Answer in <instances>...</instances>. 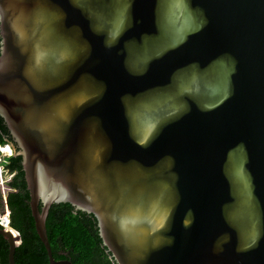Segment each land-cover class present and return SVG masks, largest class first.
<instances>
[{"label": "water", "instance_id": "water-1", "mask_svg": "<svg viewBox=\"0 0 264 264\" xmlns=\"http://www.w3.org/2000/svg\"><path fill=\"white\" fill-rule=\"evenodd\" d=\"M0 36L49 264H73L52 252L55 202L93 213L117 264H264V0H0ZM16 231L0 226L10 264Z\"/></svg>", "mask_w": 264, "mask_h": 264}, {"label": "trees", "instance_id": "trees-1", "mask_svg": "<svg viewBox=\"0 0 264 264\" xmlns=\"http://www.w3.org/2000/svg\"><path fill=\"white\" fill-rule=\"evenodd\" d=\"M1 52V36H0ZM17 143L0 115V144ZM7 167L14 173L8 183L7 205L10 209V225L20 232L22 242L16 247L17 264H49L47 250L35 226L30 206V192L27 188L22 155L8 158ZM0 201L6 196L0 190ZM42 203L40 204L41 207ZM47 233L55 259H69L73 264H117L108 247L103 243L98 220L93 213L77 209L69 202H55L46 219ZM9 243L0 234V264H10Z\"/></svg>", "mask_w": 264, "mask_h": 264}, {"label": "built area", "instance_id": "built-area-1", "mask_svg": "<svg viewBox=\"0 0 264 264\" xmlns=\"http://www.w3.org/2000/svg\"><path fill=\"white\" fill-rule=\"evenodd\" d=\"M15 154H16V147L13 142H6L4 144H0V190L6 196L5 202L0 201V226L5 228H6L5 222L10 224L11 219H10V209L6 211V209L3 208L5 204L9 208L7 203V197L9 192L8 193L5 192L3 188V184L9 183L13 178L14 173L11 172L10 169L7 167V163L9 162L8 158Z\"/></svg>", "mask_w": 264, "mask_h": 264}, {"label": "snow or ice", "instance_id": "snow-or-ice-1", "mask_svg": "<svg viewBox=\"0 0 264 264\" xmlns=\"http://www.w3.org/2000/svg\"><path fill=\"white\" fill-rule=\"evenodd\" d=\"M41 56L39 54L35 57L34 69L36 71H44V68L41 64ZM39 115L47 122H49L52 130L56 131L63 125V123L69 118V113L65 110H62L61 107L57 105L45 106Z\"/></svg>", "mask_w": 264, "mask_h": 264}, {"label": "bare ground", "instance_id": "bare-ground-1", "mask_svg": "<svg viewBox=\"0 0 264 264\" xmlns=\"http://www.w3.org/2000/svg\"><path fill=\"white\" fill-rule=\"evenodd\" d=\"M43 189H44V185H43V183H42V190H43ZM2 193H3V192H2ZM3 194H4V193H3ZM6 221H8V220H6ZM5 225H6V228H7L8 230H12V232L15 234L16 238H19V234H18V232H17L16 230L12 229L10 224H8L7 222H5Z\"/></svg>", "mask_w": 264, "mask_h": 264}, {"label": "rangeland", "instance_id": "rangeland-1", "mask_svg": "<svg viewBox=\"0 0 264 264\" xmlns=\"http://www.w3.org/2000/svg\"><path fill=\"white\" fill-rule=\"evenodd\" d=\"M3 188H4V190H5L6 193H8L10 191V189L8 187V183L3 184Z\"/></svg>", "mask_w": 264, "mask_h": 264}]
</instances>
